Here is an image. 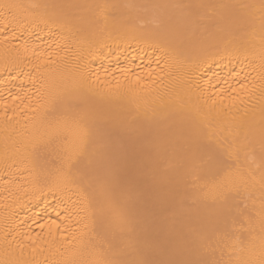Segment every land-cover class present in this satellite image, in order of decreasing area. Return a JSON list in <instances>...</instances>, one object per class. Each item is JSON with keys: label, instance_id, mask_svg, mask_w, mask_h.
I'll return each instance as SVG.
<instances>
[{"label": "bare ground", "instance_id": "obj_1", "mask_svg": "<svg viewBox=\"0 0 264 264\" xmlns=\"http://www.w3.org/2000/svg\"><path fill=\"white\" fill-rule=\"evenodd\" d=\"M260 2L0 0V262L91 259L101 215L124 259L240 255L264 212L261 21L243 7ZM7 3L40 7L13 19ZM53 104L93 130L79 166L91 212L52 182Z\"/></svg>", "mask_w": 264, "mask_h": 264}, {"label": "snow or ice", "instance_id": "obj_2", "mask_svg": "<svg viewBox=\"0 0 264 264\" xmlns=\"http://www.w3.org/2000/svg\"><path fill=\"white\" fill-rule=\"evenodd\" d=\"M2 7L7 10L8 14L17 19L23 17L25 20L34 17L32 9L40 7L39 5H30L27 8L24 5L7 3ZM160 7H168L162 5ZM179 7V6H177ZM193 7V6H184ZM203 7V6H195ZM245 8L258 7L260 12V28H261V62L258 78L261 81L260 92L264 96V0H261L258 6L245 5ZM16 97H13L15 100ZM5 107L7 105L5 104ZM49 117V127L51 129L47 141V145H55L53 155L55 159L51 160L54 168L52 174V182L56 185H73L76 186L80 193V203L84 205L82 210L91 212L94 203V191H90V185L87 177L80 170V164L86 155L88 146L93 141L94 133L89 123L76 114L69 115L67 112L58 111L55 104L51 106L46 113ZM246 150V146L236 149V167L239 168V151ZM229 154L232 155V146L229 145ZM261 158L264 160V125L261 129ZM219 168L216 177L219 178L220 184L231 180L233 165L223 160L219 162ZM261 184L264 186V171L261 175ZM99 229L97 233L100 240L99 246L93 247L91 259H86L80 264H264V212H262L261 229L259 236L254 232H248L237 238L236 248L240 255L235 258L231 250L222 252L220 259L212 260H148V259H124L121 258L123 253L114 249L109 244L105 248L106 235L104 233V224L102 215L98 217ZM53 227H59L55 221L52 222ZM43 227V226H42ZM258 240V247H257ZM258 252V255H257ZM3 264V262H0Z\"/></svg>", "mask_w": 264, "mask_h": 264}]
</instances>
